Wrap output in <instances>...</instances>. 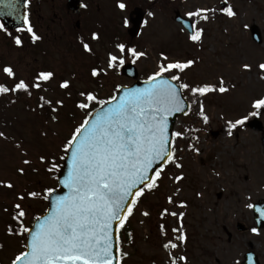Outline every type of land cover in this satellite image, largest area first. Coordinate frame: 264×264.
<instances>
[{
    "label": "rangeland",
    "instance_id": "rangeland-1",
    "mask_svg": "<svg viewBox=\"0 0 264 264\" xmlns=\"http://www.w3.org/2000/svg\"><path fill=\"white\" fill-rule=\"evenodd\" d=\"M224 2L235 16L221 11ZM119 3L125 8H119ZM29 7L39 16L30 14L28 26L41 39L33 43L29 32L9 33L0 27V82H15L3 73L5 66L13 67L16 80H33L41 71H52L55 78L42 82L41 89H32L30 96L25 92H10L9 98L0 95V132L4 133L0 137V181L14 185L0 184V264H10L25 250L26 233L17 236L7 226L16 212L14 204L24 206L25 228L47 208L45 189L57 185L56 176L52 179L47 168L61 163L65 142L84 121V112L76 106L83 99L79 92L94 91L107 98L115 85L133 83L117 75L119 68L100 78L91 76L93 67L106 66L107 54L115 44L128 42L146 53L135 59L140 79L149 80L164 54L169 60L194 59L181 74V83L219 87L222 78L226 91L197 98L182 89L193 109L178 119L174 130V134L183 133L182 137L174 135L173 143L182 167L169 162L155 177L159 185L155 193L144 194L133 205L131 230L137 243L120 247V253H128L120 264H241L250 250L264 264V229L253 231V205L264 199V192L254 194L250 185L253 178L264 180V106H253L264 98V71L259 68L264 64V0H84L80 18L65 10L57 20L49 15L52 5ZM135 8L147 14L140 34L131 40L129 15ZM198 9L209 10L201 13L208 16L206 21L188 15ZM177 12L204 29L201 43L190 41L189 34L175 22ZM77 20L81 21L79 30L74 27ZM253 27L259 29L262 44L253 40ZM94 33L99 40L92 39ZM16 36L22 45L15 43ZM82 40L93 49L91 54L82 47ZM63 80L71 82L69 89L59 87ZM57 100L63 104L57 105ZM201 102L207 122L200 114ZM256 118L263 125L262 132L247 126ZM238 120L244 122L235 128L229 123ZM191 131L197 132L193 141ZM24 159L32 163L25 165ZM21 167L23 175L18 171ZM181 175L183 179H174ZM29 191L39 195L27 196ZM21 194H25L24 201L18 200ZM145 211L149 215H143ZM173 212L177 215H171ZM238 224L247 231L238 232ZM181 235L186 239L179 240ZM172 243L177 247L172 248Z\"/></svg>",
    "mask_w": 264,
    "mask_h": 264
},
{
    "label": "snow or ice",
    "instance_id": "snow-or-ice-1",
    "mask_svg": "<svg viewBox=\"0 0 264 264\" xmlns=\"http://www.w3.org/2000/svg\"><path fill=\"white\" fill-rule=\"evenodd\" d=\"M118 6L121 9L125 8L124 3H119ZM207 11L209 10L198 9L188 15L206 21L208 16L201 13ZM221 11L229 17L236 15L231 6ZM25 23H28L27 20ZM27 31L31 34L33 43L41 39L31 25L27 27ZM203 33V28L193 26L188 38L199 44L202 42ZM92 39L99 40L98 34L94 33ZM15 43L22 45L20 36L15 37ZM81 43L86 52L90 54L93 52L88 42L82 40ZM129 55L136 59L145 56L146 53L130 48L124 43H117L107 54L106 66L93 67L91 76L100 78L107 75L109 70L118 69ZM194 62V59L169 60L162 54V61L149 77L150 83L147 87L131 89L119 99L113 97L112 99L116 100L115 104L101 108L93 119L86 118L75 127L71 138L65 142L67 149H74L71 153L72 168L64 181L69 194L56 201L52 214L38 225L35 233L31 235L30 243L25 245L26 250L16 255L12 264H118V258L113 252L110 229L114 224L123 227L128 217L132 215V206L137 203L135 197L142 196L145 190L150 192L159 187L154 176L159 177L160 172L153 169L154 162L167 160L177 168L182 167L175 157V150L170 147L166 134L168 114L183 110L181 90H189L197 98L211 91H226L222 78L219 87L211 84L192 86L186 82L181 83V74ZM244 68L248 69L249 65H244ZM259 68L264 71V64L259 65ZM2 71L15 82L11 85L0 82V95L25 92L30 96L32 89H41L42 82L48 83L55 78L54 72L41 71L33 80H16L12 66L3 67ZM59 87L69 89L71 82L63 80ZM79 96L83 99L76 106L85 110L86 116L90 111V105L106 104L105 101L98 99V94L94 91H81ZM40 99L44 101V97ZM45 103L52 104L51 101ZM56 104L62 105L63 101L57 100ZM43 106L42 104L41 107ZM253 106L255 108L264 106V98L256 100ZM56 110L52 108L53 112ZM200 114L207 122L208 117L203 114L202 102ZM52 119L55 120L57 117L53 116ZM243 122L238 120L229 123L235 128L237 124ZM174 135L182 137L183 133L176 132ZM3 136L4 133L0 132V137ZM39 159L42 163L46 160L44 156H40ZM22 163L29 165L32 161L24 159ZM55 168L56 165L52 164L47 171H54ZM18 171L23 175L25 169L21 167ZM150 171L154 172V176L148 175ZM174 179L179 181L183 176H176ZM0 184L7 188L14 186L11 181H0ZM48 191L51 192L52 189ZM38 195L36 191L27 192V196L33 198ZM130 197L133 199H129ZM24 199L25 194L18 197L19 201ZM168 200L171 202L172 198L169 197ZM14 209L16 210L14 219L22 224V218L26 216L23 204H14ZM143 215L147 216L149 213L145 211ZM171 215L176 216L177 213L173 212ZM9 231L11 232V229ZM23 231L30 230L24 228ZM16 234L23 235L22 232ZM178 239L183 241L186 237L181 235ZM170 246L177 247L174 243ZM120 255L122 258L128 253L121 252Z\"/></svg>",
    "mask_w": 264,
    "mask_h": 264
},
{
    "label": "water",
    "instance_id": "water-1",
    "mask_svg": "<svg viewBox=\"0 0 264 264\" xmlns=\"http://www.w3.org/2000/svg\"><path fill=\"white\" fill-rule=\"evenodd\" d=\"M226 3L221 4L222 8L226 7ZM26 6H27V0H0V24L3 26V28L9 32H14L20 28H24L26 26L25 20H26ZM67 9L68 11L73 12L75 15H80L82 10V0H68L67 3ZM135 15V17H133ZM145 12L137 8L134 10L132 16H131V23L133 27L129 30V35L131 38H135L138 33L140 32L141 24L144 20ZM175 20L177 23L182 25L189 33L192 31L193 23L189 20L184 19L179 12L176 13ZM80 26V22L77 23V27ZM252 35L253 40L257 44L262 43L261 34L257 27L252 28ZM121 75L124 77H127L132 80L138 79V70L133 64H127L124 65L121 68ZM150 81L142 82V81H136V83L129 87H122L119 89L118 93L116 94V98H122L124 94L131 89H143L149 85ZM175 83V82H174ZM116 103V100H110L106 102V104L102 108L111 107L113 104ZM101 109V108H100ZM98 109L95 111L89 119H93L97 113L100 111ZM181 109L182 111H173L168 114L167 116V137L170 141V147L172 148V142H173V131L175 124L177 122L178 117H181L188 113L190 106L187 101L183 99V96L181 97ZM248 126L256 131H262L263 125L259 120H254L248 124ZM263 147H264V138H263ZM72 151L74 149H69L68 153L66 154V157L63 162V166L58 174V185L59 187L54 190L48 197V210L46 214L38 218L33 226L30 228V231L27 235V244L31 241V235L35 233L38 225L42 223L43 219L47 216H50L52 214V211L55 208L56 201L61 198L65 197L69 194V189L65 186L64 181L65 178L69 175L71 168H72ZM168 161H155L153 164V169L155 171L159 170L161 167H163ZM148 175L154 176V172L150 171ZM135 191V189H134ZM220 198L221 195H218ZM129 199H133L130 197ZM253 212H254V218L257 224V230H261L264 228V200H259L258 204L253 206ZM238 231L239 232H245L246 228L239 224L238 225ZM110 233L113 238V252L118 258V264H119V256H118V226L115 224L113 225V228L110 229ZM242 264H260L258 257L253 253H249L245 256V261Z\"/></svg>",
    "mask_w": 264,
    "mask_h": 264
},
{
    "label": "trees",
    "instance_id": "trees-1",
    "mask_svg": "<svg viewBox=\"0 0 264 264\" xmlns=\"http://www.w3.org/2000/svg\"><path fill=\"white\" fill-rule=\"evenodd\" d=\"M127 46L130 47V43L127 44ZM130 48H132V47H130ZM128 61H133L132 56L129 55V56L125 59V62H128ZM117 75L120 76L118 73H117ZM120 78H121V77H120ZM99 81H100V79H99ZM98 85H99V83H98ZM120 86H121V85H115V86L113 87V89H112V92H111L110 96L107 97V98H110V97L112 96L113 93H116V91L118 90V88H119ZM3 96H4L5 98H9V95H8V94H4ZM98 99L104 101L106 98H100V97L98 96ZM11 102H12V101H11ZM99 106H100V104H97V103H94V104L90 105V111L88 112V114H89L91 111H93L94 109L98 108ZM190 135H191L190 139L192 140L193 137L195 136V132H194V131H191ZM66 149H67V148L64 147V150H66ZM60 164H61L60 161H58L57 163H55L56 168H55L54 171H51V172H52V176H51L52 179H55V176H56V174H57V172H58V170H59V166H60ZM48 189H51V188H47V189H45V193H48V192H49ZM14 215H15V214H13L11 220H10L9 222H7V226L9 227V229H11L12 232L17 233V230H13V228H14V227H17L18 225H20V226H21V230L18 231V233H20V232H22L23 229H24V227H23V223L21 224L20 221L14 219ZM34 218H35V217H34ZM130 219H131V216L128 217V219L126 220V222H125V224L123 225V227H120V228H119V244H120L121 246L125 247V248H126V247H134V246L136 245V243H137L136 235H135L134 232L131 230L132 223H131V220H130ZM22 222H24V221H23V218H22Z\"/></svg>",
    "mask_w": 264,
    "mask_h": 264
},
{
    "label": "flooded vegetation",
    "instance_id": "flooded-vegetation-1",
    "mask_svg": "<svg viewBox=\"0 0 264 264\" xmlns=\"http://www.w3.org/2000/svg\"><path fill=\"white\" fill-rule=\"evenodd\" d=\"M67 2H68V0H28L27 16H29L32 13L34 15H38L39 16L37 11L32 12L31 10H29V8H30L29 6L31 4H34V5H39V4L52 5V10L49 12V15H52L54 20H57L58 16L62 12H64L65 10L67 11V9H66ZM67 14L70 15V13L68 11H67ZM48 36H51V35H49V33H48Z\"/></svg>",
    "mask_w": 264,
    "mask_h": 264
},
{
    "label": "bare ground",
    "instance_id": "bare-ground-1",
    "mask_svg": "<svg viewBox=\"0 0 264 264\" xmlns=\"http://www.w3.org/2000/svg\"><path fill=\"white\" fill-rule=\"evenodd\" d=\"M250 185L253 188L254 194L264 192V180H258L257 178H253L250 182Z\"/></svg>",
    "mask_w": 264,
    "mask_h": 264
}]
</instances>
